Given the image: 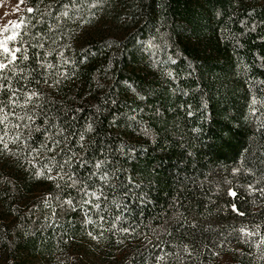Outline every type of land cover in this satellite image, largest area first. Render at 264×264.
Returning <instances> with one entry per match:
<instances>
[{
	"label": "trees",
	"instance_id": "obj_1",
	"mask_svg": "<svg viewBox=\"0 0 264 264\" xmlns=\"http://www.w3.org/2000/svg\"><path fill=\"white\" fill-rule=\"evenodd\" d=\"M23 1L0 264H264V0Z\"/></svg>",
	"mask_w": 264,
	"mask_h": 264
},
{
	"label": "rangeland",
	"instance_id": "obj_2",
	"mask_svg": "<svg viewBox=\"0 0 264 264\" xmlns=\"http://www.w3.org/2000/svg\"><path fill=\"white\" fill-rule=\"evenodd\" d=\"M26 9L28 10L29 8L24 4L23 0H0V40L6 36L16 34V39L8 43L10 49L17 48V34L20 27L19 19L22 12ZM16 25H19V27ZM5 27L8 28L7 32L3 31Z\"/></svg>",
	"mask_w": 264,
	"mask_h": 264
},
{
	"label": "snow or ice",
	"instance_id": "obj_3",
	"mask_svg": "<svg viewBox=\"0 0 264 264\" xmlns=\"http://www.w3.org/2000/svg\"><path fill=\"white\" fill-rule=\"evenodd\" d=\"M29 12L33 11V9L29 8L28 9ZM17 27H19V25H16ZM4 32H7L8 31V28L5 27L3 29ZM16 39V34H13V35H9V36H6L4 39L0 40V51H2V53L4 54V58L8 61L7 63H5L3 60H0V71L6 69L8 67L9 64H14V62L17 60V56H16V53L17 52H20L21 49L20 48H15V49H10L8 47V43L9 41H12ZM8 57H11L10 59H8ZM25 59H27V57L25 56L24 57ZM2 79H5L4 77H0V80ZM4 86L2 84H0V88H3ZM6 119V117H5ZM3 120H0V123H2ZM5 135H7V133H5ZM19 136L15 137L13 142H15L16 140H19ZM4 141V136H0V142H3ZM5 148H7V144L5 143ZM99 167V165H98ZM44 173L43 172H38L37 173V176H43ZM48 179H52L51 176L49 177H46ZM231 195H235V193H230ZM69 204H71V201H68ZM235 210V209H234ZM125 231H127V229H125ZM241 232H244L243 229L240 230ZM247 235H251V233H246Z\"/></svg>",
	"mask_w": 264,
	"mask_h": 264
}]
</instances>
